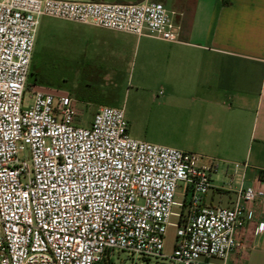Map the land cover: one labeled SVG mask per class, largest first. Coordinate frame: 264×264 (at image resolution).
Listing matches in <instances>:
<instances>
[{"label": "built area", "instance_id": "2783aa9c", "mask_svg": "<svg viewBox=\"0 0 264 264\" xmlns=\"http://www.w3.org/2000/svg\"><path fill=\"white\" fill-rule=\"evenodd\" d=\"M42 17L180 37L161 3L0 0V264H111L114 251L134 264H228L262 187L241 183L231 206H206L216 159L131 138L123 109L101 106L88 127L77 125L73 99L29 87ZM230 168L231 183L248 163Z\"/></svg>", "mask_w": 264, "mask_h": 264}, {"label": "crops", "instance_id": "0c3cea01", "mask_svg": "<svg viewBox=\"0 0 264 264\" xmlns=\"http://www.w3.org/2000/svg\"><path fill=\"white\" fill-rule=\"evenodd\" d=\"M161 3L174 13L179 42L101 28L81 30L82 79L124 80V86L161 88L153 97L150 143L218 161L226 173L247 162L227 186L213 183L206 206H231L233 190H264V0H93ZM264 203L253 205L240 248L228 264H264Z\"/></svg>", "mask_w": 264, "mask_h": 264}, {"label": "rangeland", "instance_id": "374dc122", "mask_svg": "<svg viewBox=\"0 0 264 264\" xmlns=\"http://www.w3.org/2000/svg\"><path fill=\"white\" fill-rule=\"evenodd\" d=\"M89 27L94 26L42 17L34 46L29 83L48 88L55 96H68L73 99L77 110L81 113L77 125L83 127L91 124L96 110L101 106L123 109L129 136L147 141L143 135L151 130L155 112L153 97H162L159 94L161 88H139L134 83L124 86V80L82 79L86 74L80 72L81 62L77 54V46L81 30ZM232 175L231 168L226 173L219 169L212 175V181L219 186L227 187ZM179 192H181L180 188ZM176 201L182 202L183 198L177 196ZM173 211L179 212L180 208L174 207ZM176 221V218H171L172 223ZM174 237L175 228L169 227L165 235L164 254H170ZM134 262L131 256L122 252L114 251L110 257L111 264H134Z\"/></svg>", "mask_w": 264, "mask_h": 264}, {"label": "trees", "instance_id": "16d2710c", "mask_svg": "<svg viewBox=\"0 0 264 264\" xmlns=\"http://www.w3.org/2000/svg\"><path fill=\"white\" fill-rule=\"evenodd\" d=\"M33 56H34V55H33ZM32 60H33V59H32ZM31 64H32V63H31ZM31 75H32V73H31V67H30L29 76H31ZM29 76H28V77H29ZM28 83H29V81H28ZM33 84H35V83H32V84L29 83L30 86L33 85Z\"/></svg>", "mask_w": 264, "mask_h": 264}]
</instances>
